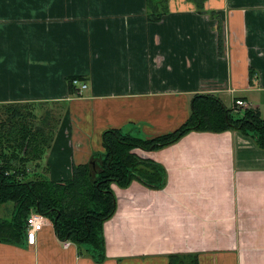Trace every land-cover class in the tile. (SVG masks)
Listing matches in <instances>:
<instances>
[{
	"label": "crops",
	"instance_id": "crops-1",
	"mask_svg": "<svg viewBox=\"0 0 264 264\" xmlns=\"http://www.w3.org/2000/svg\"><path fill=\"white\" fill-rule=\"evenodd\" d=\"M198 1L203 11L168 0L155 22L147 0H0V112L24 105L39 132L53 127L41 160L51 180L102 154L108 128L143 138L177 129L195 94L257 108L264 0ZM71 78L88 87L78 92ZM134 151L166 167L167 185H113L105 261L65 248L48 218L34 245L0 242V264H170L177 253H198V264H264V148L253 138L191 131Z\"/></svg>",
	"mask_w": 264,
	"mask_h": 264
},
{
	"label": "trees",
	"instance_id": "trees-1",
	"mask_svg": "<svg viewBox=\"0 0 264 264\" xmlns=\"http://www.w3.org/2000/svg\"><path fill=\"white\" fill-rule=\"evenodd\" d=\"M193 1L203 11V4ZM147 6L148 18L155 22L169 11L168 0H147ZM23 106L6 104L0 112V209L9 204L12 207L8 216L0 215V242L25 245L26 220L31 211H36L52 221L60 240L72 241L79 254L90 255L98 263L107 258L104 223L117 210V196L111 185L127 188L134 180L150 189L167 185L166 167L140 157L135 148L159 150L191 131L227 130L250 136L264 148V117L257 108L228 106L214 93H201L193 96L190 115L177 129L143 138L108 128L102 134V154L74 165L70 179L51 180L41 160L51 145L53 127L39 132L36 125L41 119L30 111H20ZM170 258V264H198L199 254L177 253Z\"/></svg>",
	"mask_w": 264,
	"mask_h": 264
},
{
	"label": "built area",
	"instance_id": "built-area-1",
	"mask_svg": "<svg viewBox=\"0 0 264 264\" xmlns=\"http://www.w3.org/2000/svg\"><path fill=\"white\" fill-rule=\"evenodd\" d=\"M72 83L75 86H78L80 89H78V92H82L84 89L88 87V84L85 82H81L79 78H73ZM246 106V102L241 99H237L233 103V107H244ZM47 219L43 214L38 213L36 211H31V213L28 215L26 220V242L28 245H34L37 238L38 231H41L45 224L47 223ZM73 244L70 240L63 241V246L65 248H68Z\"/></svg>",
	"mask_w": 264,
	"mask_h": 264
},
{
	"label": "rangeland",
	"instance_id": "rangeland-1",
	"mask_svg": "<svg viewBox=\"0 0 264 264\" xmlns=\"http://www.w3.org/2000/svg\"><path fill=\"white\" fill-rule=\"evenodd\" d=\"M252 101L253 102H251V103H253V104H255L256 106L255 107H257V109H258V111H259V113H260V115L262 116V117H264V92H259L256 96H253L252 97ZM256 101V102H255ZM246 104H247V102H246ZM244 107H248L247 105L246 106H244ZM237 108V107H236ZM240 108V107H239ZM241 108H243V107H241ZM20 111H22V112H24V109H22V110H20ZM5 116V115H4ZM104 152V151H103ZM136 153V152H135ZM113 185H114V183L111 185L112 186V188H113ZM113 190H114V188H113ZM115 191V190H114ZM116 193V192H115ZM116 196H117V194H116ZM117 202H118V197H117ZM116 202V203H117ZM9 205H11V204H9ZM117 206H118V203H117ZM0 215H4V216H8V214H7V208H5V207H2L1 209H0Z\"/></svg>",
	"mask_w": 264,
	"mask_h": 264
}]
</instances>
